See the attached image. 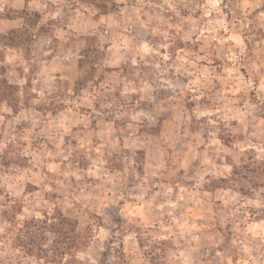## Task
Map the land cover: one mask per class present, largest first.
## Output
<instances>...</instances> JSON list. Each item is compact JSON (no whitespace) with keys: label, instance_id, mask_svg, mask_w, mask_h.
Returning <instances> with one entry per match:
<instances>
[{"label":"clouds","instance_id":"clouds-1","mask_svg":"<svg viewBox=\"0 0 264 264\" xmlns=\"http://www.w3.org/2000/svg\"><path fill=\"white\" fill-rule=\"evenodd\" d=\"M0 264H264V0H0Z\"/></svg>","mask_w":264,"mask_h":264}]
</instances>
